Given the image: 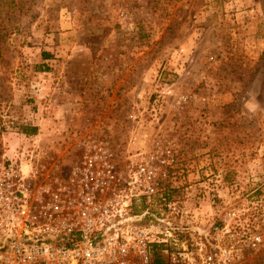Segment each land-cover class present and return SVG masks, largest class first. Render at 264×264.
<instances>
[{
	"label": "rangeland",
	"instance_id": "1",
	"mask_svg": "<svg viewBox=\"0 0 264 264\" xmlns=\"http://www.w3.org/2000/svg\"><path fill=\"white\" fill-rule=\"evenodd\" d=\"M90 139L170 150L166 193L247 209L262 244L234 264H264V0H0V160Z\"/></svg>",
	"mask_w": 264,
	"mask_h": 264
},
{
	"label": "built area",
	"instance_id": "2",
	"mask_svg": "<svg viewBox=\"0 0 264 264\" xmlns=\"http://www.w3.org/2000/svg\"><path fill=\"white\" fill-rule=\"evenodd\" d=\"M34 151L1 156L0 264H234L262 244L243 207L203 221L171 199L168 149L121 162L90 139L75 160L47 166Z\"/></svg>",
	"mask_w": 264,
	"mask_h": 264
},
{
	"label": "trees",
	"instance_id": "3",
	"mask_svg": "<svg viewBox=\"0 0 264 264\" xmlns=\"http://www.w3.org/2000/svg\"><path fill=\"white\" fill-rule=\"evenodd\" d=\"M32 131H35V129H33ZM24 133H28V132H24ZM32 134H34V133H32Z\"/></svg>",
	"mask_w": 264,
	"mask_h": 264
}]
</instances>
